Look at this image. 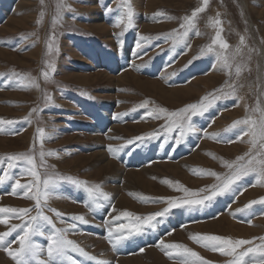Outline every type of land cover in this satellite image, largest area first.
<instances>
[{
  "label": "rangeland",
  "instance_id": "obj_1",
  "mask_svg": "<svg viewBox=\"0 0 264 264\" xmlns=\"http://www.w3.org/2000/svg\"><path fill=\"white\" fill-rule=\"evenodd\" d=\"M22 1L0 0V52L5 56H0V121L12 122L0 123V158L22 153L35 157L41 181H52L47 201L42 200L43 215L52 219L55 229H68L66 238L76 240L88 254L69 249L71 259L60 258V264H122L120 260L148 251L158 259L153 264H183L186 254L180 249H168L165 254L158 247L161 240L183 244L209 264L233 261V256L190 239L201 234L251 240L237 252L255 248L257 251L243 258L244 264H264V253L259 251L264 244L260 239L264 237V203H260L264 177L249 173L226 191L213 189L214 185L222 187L223 180L235 171L226 164L249 152L255 155L264 143L258 140L253 147L250 136L241 135L248 126L232 127L241 119L259 121L264 113V0H208L206 6L203 0ZM201 7L205 10L197 14L194 27L185 36L181 25ZM11 20L21 29L9 33L5 28ZM216 20L219 25L213 23ZM220 29L227 50L212 43ZM222 56H227L228 66ZM42 72H48V79ZM148 84L158 91L153 86L148 89ZM173 90H186L178 95L185 99L174 104L161 97ZM105 104L113 111L111 118L102 114ZM192 104L203 105L201 114L188 113L191 119L184 122L183 129L171 123L169 114ZM79 109L95 116L94 126L78 125L83 122L77 118ZM34 114L37 147L16 153L27 146L30 131L15 138L20 127L15 128ZM96 125L101 127L99 137L79 136V129H96ZM49 141L51 148L45 149L43 145ZM41 151L45 153L44 166ZM101 154L105 158L99 163H94L99 158L90 159ZM107 159L113 166L103 167ZM17 162L22 161L0 159V194L10 192L12 175L25 179L32 167L15 168ZM129 174L135 177L128 179ZM136 175L146 188L135 180ZM72 180L83 183L73 184ZM113 187L118 191L113 192ZM184 188L195 195L186 194ZM214 190L217 194L212 196ZM97 191L100 197L85 195ZM121 195L129 203L123 210L117 209ZM206 196L212 198L201 205L183 203ZM167 198H174L178 206L170 207ZM15 200L11 194L0 195V207H11L7 201ZM20 200L22 207L18 208L32 209L30 216L37 215L34 200ZM58 203L80 212H65ZM50 209L60 212L62 218ZM125 211L133 215L124 217ZM158 212L164 214L147 220ZM79 216L84 221L73 219ZM91 216L94 222L86 228L91 224L86 217ZM0 218L8 220L7 225L0 224V233L23 223L13 214H0ZM39 223L45 225V234L34 235L31 241L39 246L45 240L49 244L53 227L42 220ZM17 235L6 238L14 241L10 245L13 250L19 248ZM121 235L125 238L117 242ZM84 237L101 242L87 247L78 240ZM48 244L39 256L46 262ZM99 245L106 251L94 253ZM0 253L15 264L6 251L0 249Z\"/></svg>",
  "mask_w": 264,
  "mask_h": 264
},
{
  "label": "snow or ice",
  "instance_id": "obj_2",
  "mask_svg": "<svg viewBox=\"0 0 264 264\" xmlns=\"http://www.w3.org/2000/svg\"><path fill=\"white\" fill-rule=\"evenodd\" d=\"M204 5L208 4V0H203ZM205 10L204 7L194 9L191 13L190 17L185 18V23L181 25V28H185L184 35H188V29L194 27V20L197 17V14L203 12ZM43 15V13H41ZM129 17H131V12H129ZM215 25H219L220 21L216 20L213 22ZM221 31L222 29L216 32V36L213 39V44H219L220 49L227 50L229 45L221 39ZM241 44L244 43L243 37H241ZM51 48V45H49ZM212 47L209 46L208 51H212ZM237 53L239 52V48H237ZM224 64L228 66V58L227 56H222ZM49 67H52L49 65ZM237 75H239L240 68L237 67L236 69ZM19 75V74H17ZM42 76L45 79H48V72H42ZM222 91V90H221ZM234 95V93H232ZM225 95H229L225 93ZM145 105L142 104L141 107ZM203 105L192 104L186 106L179 112L171 113L169 116L173 118L171 123L174 124L177 128L183 129L184 122L190 121L191 117L188 113H191V116H195L197 114H201ZM36 109H33L35 111ZM161 113L166 112L164 109H160ZM159 118V117H157ZM0 123H12L11 121H0ZM237 125H246L248 126L246 129L241 130V135H249L250 136V143H252L253 147H256L257 141H264V113L261 115V119L259 121L252 120L251 118L241 119L234 121L232 127H236ZM167 127V125H166ZM189 129H191V125L189 124ZM171 131V127L168 128ZM40 131V130H38ZM183 135V132H181ZM139 139V138H138ZM131 143V141H130ZM260 151L256 152L255 155H252L251 152L245 154V156H241L237 158V161L234 163L226 164L228 168H235V171L232 173L231 176L227 177L222 182V187L219 185H214L213 189L219 188L220 192L226 191L236 180L240 179L242 175H247L249 173H256L260 177H264V158L262 154H264V143H260L259 145ZM111 151V149H110ZM47 155H53V153H47ZM44 156L45 153L43 151L40 152V161L41 166H44ZM247 157V160H245ZM0 159H7L8 161H20V160H27V163L31 165V169L29 170V174L33 177V180L27 184H21L19 180L16 181L15 187L13 189V194H16V189H24L23 195L35 201V208L37 215L30 216L32 209L29 208H12V207H0V214H13L16 218H19L23 221L21 225H14L8 231L0 233V249L7 252L8 256L15 261V264H60V258L71 259V257L67 256V251L71 249L72 251L80 252L81 254L87 256L88 254L84 252L82 248H80L74 241L69 240L66 238V233L68 229H55V225L50 217L47 215H43L42 212V200L44 202L47 201L48 193L50 191V185L52 181L49 179H44L41 181L40 174L37 171V165L35 163V158L32 156H26L25 154H19L14 156H8L6 158ZM241 161H245L241 163ZM13 165L11 163L8 164V167L11 168ZM207 174L216 176L217 180H221L222 178L217 175L215 172H208ZM73 184H80L83 183L81 181L72 180ZM166 183H171L170 181H165ZM41 184L43 185V192H41ZM35 188V194L29 195V193ZM183 191L189 195H195V193H188V189L184 188ZM217 192L214 190L212 192V196H215ZM212 196H206L203 199H188L185 200L183 203L187 205H201L205 202V200H210ZM163 199V198H162ZM170 207L178 206L174 198H167ZM252 203H256L253 201ZM260 203H264V198L261 199ZM246 207H250L247 205ZM50 211L54 212L57 217L62 218V214L55 209H50ZM168 209H165L164 212H167ZM164 212H158L153 214L152 216L147 217V220H151L154 216H161ZM122 215L124 217H131L133 214L130 212H123ZM24 217H28V220H24ZM73 219H77L80 221H84V217H73ZM118 219V218H117ZM139 220V217H136ZM46 222L47 225H51L53 227V232L51 235L48 236L49 244L47 246V262L44 260H40L39 256L40 253L43 251L41 246L33 243L31 241V237L34 235H44L45 233L42 231V228L45 226L40 224L39 221ZM0 224H8L7 219L0 218ZM75 225H72L74 228ZM123 228V225H121ZM17 229L20 230L22 234H18L16 240L19 243V248L13 250L10 245L14 241H7L6 238L11 236L13 232H16ZM131 235V233H129ZM125 237L123 235L117 237V242L123 240ZM190 239L194 242L201 244L203 247L208 248L212 251L220 252L222 255L225 256H233V261L230 264H244L243 258L247 256L251 252L257 251L255 248H248L245 251L237 252V249L241 248L243 245H249L252 243L251 240L245 239H236L233 240L231 238L222 237L219 235L214 234H201V235H192ZM264 240V237L260 238ZM109 241H111V235L109 236ZM115 248V244H113ZM158 247L161 251H164L165 254H169L167 252L168 249H180L183 253L186 254V258L183 261V264H209V262L202 257L195 251L190 248H187L183 244L179 243H165L163 240L160 241ZM143 251V249H141ZM259 251L264 253V244L260 246ZM101 264H107V262H101Z\"/></svg>",
  "mask_w": 264,
  "mask_h": 264
},
{
  "label": "crops",
  "instance_id": "obj_3",
  "mask_svg": "<svg viewBox=\"0 0 264 264\" xmlns=\"http://www.w3.org/2000/svg\"><path fill=\"white\" fill-rule=\"evenodd\" d=\"M114 104H116V102H114ZM103 109H104V112L102 114L108 116L109 118H111L113 111L110 112V107L108 106V104H105V106L103 107ZM87 113L89 115L83 114L81 112V110L79 109V115H77L78 116L77 118H78V120H82L80 118H83V122L79 123L78 125H86V124H89V125L94 126V124H91V123H92L93 119L95 118V116L93 114H91L89 111H87ZM96 118H97V123H98V116H96ZM94 123H96V122L94 121ZM108 124H109V122L107 121V125ZM22 125H23V123L21 122V124L18 127L15 128V129H18L20 127L17 131H15L17 133V136L15 138H18V137L22 136L27 131H30V135H29V139H28V142H27V146L24 149H19V151H15L16 153L26 152V151L31 150V149L34 150L37 147L36 130H35L36 129V118H35V114L33 115V118L32 119H25L24 120V125L23 126ZM74 126H75V124H74ZM96 126H97L96 129H92L90 127H88V129H81V130L79 129V131H78V132H80L79 136L84 137V138H86L87 136H89V137H99L98 136V134H99V129L98 128L100 126H98V125H96ZM49 144H51V141L45 143V145H43V147L45 149L46 148L47 149H50L51 146ZM78 148L83 153V151H84L83 145H80ZM81 152L79 151V153H81ZM12 156H14V155H12ZM35 160H36V158H35ZM20 161H22V162L21 163L20 162L15 163V165L17 166L15 168H18L20 166H22L24 168H27V167L29 168L30 165L27 163V160L26 159L20 160ZM17 174H19V173H17ZM14 175L11 176L12 182H11L10 192L5 193V194H0V195L3 196V197L4 196H7L8 194L13 195V197L16 198V200L12 203V206L11 207L12 208H16V207L18 208L17 203H21V200L20 199H28V198H26L23 195L24 190L22 192V189H16V194H13V189L15 187L16 181L19 180V182H21L22 184H27V183H29V182H31L33 180V177L29 173L26 175L25 179H19V175H15V176ZM33 194H35V188H33V190L29 193V195H33ZM85 195L86 196H96V197H100L99 191H97V193L88 192ZM7 203H9V201H7ZM17 221H19V218H17ZM87 221H91V224L89 223L88 226H86V228H89V227L92 226V223L94 222L93 216L87 217ZM13 233L22 234L19 229H17V231L16 232H13ZM40 244L42 246L41 248L45 250V246L48 244V242H47V240H45V241H41Z\"/></svg>",
  "mask_w": 264,
  "mask_h": 264
},
{
  "label": "bare ground",
  "instance_id": "obj_4",
  "mask_svg": "<svg viewBox=\"0 0 264 264\" xmlns=\"http://www.w3.org/2000/svg\"><path fill=\"white\" fill-rule=\"evenodd\" d=\"M30 2L31 0H23L22 1V3L23 2ZM21 8H22V10L23 9H25V5H22L21 6ZM147 9V8H146ZM151 10V9H150ZM30 19H32V18H30ZM100 26V25H99ZM166 28V27H165ZM5 29H8V32L9 33H12V32H16L17 30H19V29H21V28H19V26H18V22L17 21H15V20H11V24L8 26H6V28ZM152 29V28H151ZM0 56H3V57H5L4 56V54L3 53H1L0 52ZM83 70V69H82ZM76 79H78V80H83V79H89V78H85V77H75ZM85 80V81H86ZM149 86H153V85H150V84H148L146 87L148 88V89H150L149 88ZM142 87H145V85L143 84L142 85ZM154 90H155V92H157L158 91V89L155 87V86H153L152 87ZM195 88V87H194ZM198 89V88H197ZM186 90H187V92L189 93L188 95L190 96V92H192V91H190V88H186ZM186 90L185 91H183L182 93L181 92H178V91H182V90H173V91H170L169 93H166V94H162V98L163 97H165V98H168L172 103H174V104H178L179 102H181L183 99H185V98H183V97H178V95H181V94H184V93H186ZM181 93V94H180ZM243 104H244V102L242 101V103H241V106L243 107ZM173 105V104H172ZM175 106V105H174ZM236 113V112H235ZM238 114V113H237ZM221 121V120H220ZM111 123V122H110ZM105 128H106V125L104 126ZM95 129V128H94ZM117 130H119L120 132H121V128H119V129H117ZM209 152V151H208ZM94 158H99V161H96V162H94V163H99L100 162V159H102V158H105L104 157V155L103 154H101V155H96V156H92V157H90V159L91 160H93ZM143 161V160H142ZM105 162V164L103 165V167L105 166L106 168H108V167H111V166H113V164L111 163V162H109V160L107 159V161L105 160L104 161ZM191 162V161H190ZM195 164V163H194ZM133 166V165H132ZM130 168V167H129ZM171 169V168H170ZM171 172H173V175H177V172H176V170L175 169H171ZM129 173H130V171H129ZM96 177H98V176H96ZM133 177H135V175L134 176H132L131 174H129L128 175V179H131V178H133ZM111 180V179H110ZM139 184H141L144 188H146V186H145V181L141 178V177H138V175H136V179H135ZM133 181V180H132ZM186 181V180H185ZM129 182V181H128ZM114 188V187H113ZM116 191H118V188H114L113 189V192H116ZM253 192H255V191H253ZM119 194V193H118ZM258 194V193H257ZM9 203H13V202H10L9 201ZM14 205V204H13ZM17 205H19V207H22L21 205H20V203H17ZM125 205H127V206H129V203H128V201L124 198V195H121L120 196V199H119V201H118V203H117V209H119V210H123V208H125L126 206ZM57 206H60V208L62 209V210H64L65 212H71V213H74V212H80V210L78 209V208H75V207H72V206H69V205H67V204H65V203H58L57 204ZM133 207V206H132ZM134 208V207H133ZM133 210H135V209H133ZM85 216V215H84ZM87 218V217H86ZM89 220V219H88ZM97 224V223H96ZM218 225H220V223H217ZM99 227V226H98ZM50 228V227H49ZM207 228V227H206ZM98 229V228H97ZM232 235V234H231ZM78 238V237H77ZM76 239V238H75ZM78 240H80L81 241V243H83L85 246H87V247H89V246H96V245H98V243L99 242H101L100 240H94V239H90V240H88V238H82V239H78ZM74 242H76V240L74 241ZM77 244V243H76ZM80 245V244H79ZM82 245V244H81ZM85 249V248H84ZM89 249V248H88ZM101 249H103L102 251L104 252V251H106V249H104V246H98V248H96V249H94V253H99L100 252V250ZM151 256H153V253H152V251H148L145 255L142 253V255H139L138 257H132V258H125V259H123V260H120V262L123 264V263H127V264H142L143 262H145V261H147V262H149V263H151V264H153V263H158V259L157 258H155V257H151ZM0 264H11L8 260H6L3 256H2V254L0 253Z\"/></svg>",
  "mask_w": 264,
  "mask_h": 264
}]
</instances>
